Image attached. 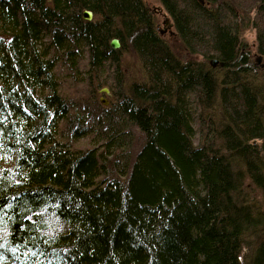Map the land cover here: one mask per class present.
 Returning a JSON list of instances; mask_svg holds the SVG:
<instances>
[{"label":"trees","instance_id":"16d2710c","mask_svg":"<svg viewBox=\"0 0 264 264\" xmlns=\"http://www.w3.org/2000/svg\"><path fill=\"white\" fill-rule=\"evenodd\" d=\"M160 1L188 59L145 0H0V264H264V0ZM106 67L110 105L61 91Z\"/></svg>","mask_w":264,"mask_h":264},{"label":"rangeland","instance_id":"374dc122","mask_svg":"<svg viewBox=\"0 0 264 264\" xmlns=\"http://www.w3.org/2000/svg\"><path fill=\"white\" fill-rule=\"evenodd\" d=\"M145 2L148 5V7L156 15V26L160 30V32L164 31V33H162L161 35L169 43L170 47L173 49L176 55L180 58L188 59L189 56L186 53L187 51L185 49L184 43L181 40V38L178 37L176 33L174 32L175 31L174 27L166 28L167 26L164 25V20L166 19V17H169V14L166 12L161 1L160 0H145ZM171 22L172 20H170L169 23ZM171 32H173L174 34L173 33L171 34ZM242 36H243L244 41L247 44L246 45L247 50L250 52L253 58V61L255 62V65L258 67L255 69L256 74L260 75L261 73H259V71L262 68L263 62L262 61L260 63L256 62V59H255V53H257L256 52L257 50V29L252 26L248 27L247 29L243 31ZM193 58H195L197 61L202 60V57L200 55H195V56L193 55ZM206 62H209V61H206ZM59 69H62V65H59V67L56 68L57 71H59ZM63 71L64 70L60 72L61 91L68 97L72 98V100L79 102L80 105H81V102H90V101H98V102L101 101L100 103L103 106H108L111 104V100L114 98V93H113V90H111L110 88L113 86L115 88V86L117 85V80L115 79L117 76L115 74L114 69H112V67L111 68L106 67L105 73H102L100 75L98 74V77L93 79V84L91 85V87H89L88 85V89L84 88V86L81 87L79 83H77L74 80L73 77H70L69 75L67 76L68 74L67 71H64V72ZM121 71H122V76H119L120 78L119 85L121 87H124L126 92L128 91L129 86L133 82H141L144 79L143 77H145L144 75L145 71L141 63V60L131 48L121 53ZM78 74H80V76L81 75L83 76V71H79ZM79 79H82V78H79ZM105 88H108L109 91L105 92L104 91ZM75 110L77 112L76 108ZM62 122H61L60 127L64 129L65 123H62ZM194 126L196 128L197 125H195L194 123ZM193 141L195 144L198 143L199 141L198 133L195 135ZM73 145L76 148L92 147L93 146L92 138H90L89 136L81 137L77 141L75 142L73 141ZM248 243L249 245L252 243L251 244V249H252L253 241H251V238H248ZM249 249H244V251L246 250L249 251Z\"/></svg>","mask_w":264,"mask_h":264},{"label":"water","instance_id":"95a60500","mask_svg":"<svg viewBox=\"0 0 264 264\" xmlns=\"http://www.w3.org/2000/svg\"><path fill=\"white\" fill-rule=\"evenodd\" d=\"M202 3L204 2V0H200ZM83 17L85 18V19H87V20H92L93 19V17H94V14H93V11H91V10H85L84 11V15H83ZM170 17H166V19L164 20V25L165 26H167L166 28H169V27H173V22H171V23H169L170 22ZM175 32V31H174ZM161 34L162 33H164V31H161L160 32ZM173 32H171V34H172ZM176 33V32H175ZM174 34V33H173ZM110 45H111V47L113 48V49H118V48H120L121 47V43H120V40L118 39V38H113L111 41H110ZM262 58L261 57H258V62L260 63L262 60H261ZM211 66L212 67H216L218 64H221V65H223V62H219V60L218 59H212L211 60ZM262 66H264V63L262 64ZM106 92H108L109 90H108V88H105L104 89Z\"/></svg>","mask_w":264,"mask_h":264},{"label":"bare ground","instance_id":"6f19581e","mask_svg":"<svg viewBox=\"0 0 264 264\" xmlns=\"http://www.w3.org/2000/svg\"><path fill=\"white\" fill-rule=\"evenodd\" d=\"M85 10H90V9H86V8H85V9L83 10V15H84V11H85ZM93 14H94V13H93ZM113 38H118V37H113ZM113 38H112V39H113ZM112 39H111V40H112ZM118 39H119V38H118ZM111 40H110V41H111ZM119 40H120V39H119ZM120 43H121V42H120ZM110 46H111V45H110ZM61 53H62V52H61ZM62 54H63V53H62ZM258 57H261V58H262L261 60H263V56H262L261 54H259V53H255V59H256V62L259 61V60H258ZM65 59H66V61H67V58H66V57H65ZM212 59H218V58H215V57L211 58L210 61H209V63H211V60H212ZM252 59H253V58H252ZM255 72H256V71H255ZM68 75L70 76V74H67V76H68ZM104 91H105V90H104ZM105 92H106V91H105ZM100 102H101V101H100ZM95 103H96V101H95ZM211 146H212L214 149H215V148L217 149V143H215V144H213V145H211ZM216 149H215V150H216ZM1 243H3L2 240H0V245H1ZM4 259H5V256H4V257H0V261H2V260H4Z\"/></svg>","mask_w":264,"mask_h":264},{"label":"flooded vegetation","instance_id":"af4514ba","mask_svg":"<svg viewBox=\"0 0 264 264\" xmlns=\"http://www.w3.org/2000/svg\"><path fill=\"white\" fill-rule=\"evenodd\" d=\"M262 68L264 69V66H262ZM255 143L257 142V140H253Z\"/></svg>","mask_w":264,"mask_h":264}]
</instances>
